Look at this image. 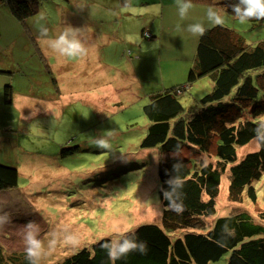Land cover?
<instances>
[{"label": "rangeland", "instance_id": "rangeland-1", "mask_svg": "<svg viewBox=\"0 0 264 264\" xmlns=\"http://www.w3.org/2000/svg\"><path fill=\"white\" fill-rule=\"evenodd\" d=\"M154 1L127 0L125 7L120 0H39V12L28 19L29 31L13 19L7 6L0 8V62L6 65L0 64V98L8 86L13 99L0 108V164L18 170L17 186L0 192V217H8L0 221L4 253L24 256L21 230L29 221L40 225L46 248L53 230L79 237L75 247L58 242L41 264L61 262L137 224L160 221V156L156 150L139 148L148 122L142 107L151 90L185 82L196 47L195 37L185 28L195 22L208 27L209 7L197 10L193 4L181 20L176 0H165L167 7ZM218 12L225 17L223 26L239 32L249 45L264 40V22L241 24ZM40 25L53 38L67 25L93 33L88 55L59 56L39 39ZM143 29L157 34L146 40ZM126 49L133 51L134 60ZM196 82L192 91L181 95L185 109L203 91L202 83ZM108 131L115 133L112 149L96 148L94 138ZM256 149L252 141L238 150V160ZM226 175L215 217L238 208L258 214L246 198L238 207L229 202ZM257 188L258 207L264 209V174Z\"/></svg>", "mask_w": 264, "mask_h": 264}, {"label": "trees", "instance_id": "trees-1", "mask_svg": "<svg viewBox=\"0 0 264 264\" xmlns=\"http://www.w3.org/2000/svg\"><path fill=\"white\" fill-rule=\"evenodd\" d=\"M237 2L192 0L193 4L214 6L230 16L231 5ZM120 3L123 5L126 0ZM2 6H7L13 19L29 31L28 19L39 12L40 2L0 0ZM248 22L254 26L264 20ZM206 28L202 37L192 39L196 47L194 57L188 61L191 66L185 82L151 90L142 107L148 122L139 148L147 152L156 150L160 156L157 179L161 216L158 223H141L130 230L146 242L147 254L134 252L116 264H217L221 260L224 264H264V209L258 207L257 191V183L264 174V146L256 143L255 151L246 153L240 160L237 157L239 149L256 142L254 129L263 121L264 40L249 45L239 32L223 25ZM142 37L149 41L154 38L144 29ZM30 39L39 50L31 35ZM126 52L133 53L129 49ZM129 57L134 60V55ZM136 60L142 59L137 56ZM206 79L208 83H203ZM195 82L202 83L203 91L185 109L181 95L192 91ZM52 83L57 88L56 80ZM9 95L7 86L4 97L0 98V108L11 101ZM177 162L181 167L175 173L173 165ZM176 174L183 180L182 214L167 210L168 201L163 197V190L169 189L167 181ZM225 175L229 202L238 207L246 198L258 214L253 216L247 208H238L215 217L221 179ZM17 183L18 170L0 164V192L15 188ZM226 223L235 229V235L220 246L215 241L221 239L222 226ZM106 239L81 248L55 264H111L101 247ZM23 255L6 254L0 246V264H28Z\"/></svg>", "mask_w": 264, "mask_h": 264}, {"label": "clouds", "instance_id": "clouds-1", "mask_svg": "<svg viewBox=\"0 0 264 264\" xmlns=\"http://www.w3.org/2000/svg\"><path fill=\"white\" fill-rule=\"evenodd\" d=\"M127 0L125 7H127ZM178 15L181 20H185L194 5L192 0H176ZM232 16L244 24L249 20H264V0H238L237 3L231 5ZM206 22L209 27L222 26L225 23V17L218 12L214 6H210L206 10ZM43 19V16H41ZM185 31L190 33L193 37H202L207 28L204 22L190 23L186 26ZM39 39L46 43L48 47L61 57L75 59L83 58L88 55L89 47L86 43L87 34L84 28H74L71 25L65 26L57 36L50 37L47 27L40 25ZM254 140L258 146H264V121L257 123L254 129ZM115 133L108 131L107 135H101L93 140L96 148L101 150H111V139ZM181 164L179 162L173 165L175 173L179 172ZM169 189L163 190V197L168 201L167 210L173 211L177 214H182L185 210L182 200L183 180L176 174L168 181ZM8 217H0V221H7ZM22 241L24 244L25 258L28 264H41V260L46 253L53 251L58 242L62 240L65 245L78 246L79 237L75 233L65 232L62 235L55 230L49 233L47 240V248L45 242L41 238V227L35 221H29L23 225ZM235 229L230 228L226 223L222 226L221 239L215 241L218 245L224 246L228 238L234 237ZM101 247L106 251L111 264H116L117 261L127 258L128 255L134 252L140 254H147L148 246L146 242L139 240L134 233H115L110 238L106 239L101 244Z\"/></svg>", "mask_w": 264, "mask_h": 264}, {"label": "crops", "instance_id": "crops-1", "mask_svg": "<svg viewBox=\"0 0 264 264\" xmlns=\"http://www.w3.org/2000/svg\"><path fill=\"white\" fill-rule=\"evenodd\" d=\"M162 6L167 7V6H168L167 1L164 0ZM197 6H198V7H197L196 9H197V10H200V9H201V8H200L201 6H200V5H197ZM150 32H151L152 35L157 34V33H155V30H154V31L151 30ZM86 34H87V40H86V42H87L88 45H90V44L92 43V41H93V38H94V36L92 35L93 33H91V32H87ZM27 35H29V37H30V34H27ZM35 41H36V40H35ZM132 62H133V61H132ZM132 62H131V63H132ZM131 65H132L133 70H134L133 74L137 73L136 70H135L134 65H133V64H131ZM130 76H132V74H131ZM207 88H208V87H207ZM10 100H11L10 102L13 101V99H10Z\"/></svg>", "mask_w": 264, "mask_h": 264}]
</instances>
